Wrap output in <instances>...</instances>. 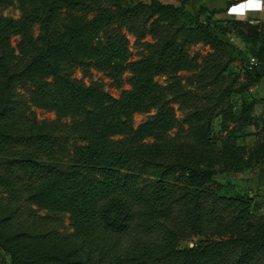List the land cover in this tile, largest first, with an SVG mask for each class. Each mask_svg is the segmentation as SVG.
<instances>
[{"label":"rangeland","instance_id":"374dc122","mask_svg":"<svg viewBox=\"0 0 264 264\" xmlns=\"http://www.w3.org/2000/svg\"><path fill=\"white\" fill-rule=\"evenodd\" d=\"M49 1L3 0L0 6V23H11L7 35L9 49L5 51L7 63L1 65L6 76L0 80V111L6 99L5 85L26 104L25 112L15 122L17 125L1 119L0 125L5 124L8 130L23 128L25 131L33 126L36 127L34 134L39 128L49 127L53 129V137L65 135L66 160L73 156L75 147L88 144L90 136L95 134L124 140L125 147H131L139 159L166 164L185 157L193 159L201 167L209 165L217 171L213 179L223 184L220 195L248 197L242 186V174L264 162V80L253 82V75L247 71V61L252 55L249 44L230 29L228 33L222 31L228 25L215 18L210 21V28L230 45L223 54L210 44L191 43L182 49L181 69L152 75L140 82L132 68L149 53L146 44L156 41L150 34L135 35L124 25L114 23L91 30L86 24L94 12L74 8L68 0H55L57 15L49 18L46 4ZM128 1L135 4L150 0ZM185 1V10L192 13L203 2ZM47 18L49 21L45 23ZM69 29L78 37L71 51L62 59H52L49 69L39 79L46 84L48 99L43 90L39 91L30 82L8 83V77L23 69L32 53L51 42V36ZM210 53H214L219 64L212 65L215 70L211 69L208 74L203 61ZM227 75L232 79L223 78ZM72 85L96 87L108 98L76 99ZM229 90L235 92L227 97ZM178 91L182 96L185 94V100L175 98ZM207 94L209 99L204 97ZM248 105L251 109L244 119L233 116ZM196 108L198 113H203L204 121L190 129L185 117ZM167 110L170 118L161 120ZM157 114L160 119L156 118ZM11 151L30 153L25 140L12 145ZM7 171L0 164V235L13 237L22 245H41L68 261L100 259L99 249L89 251L88 243L76 233L68 206L47 195L37 183L21 180L22 172L16 170L15 176L20 178L9 187L11 173ZM256 196L252 197L248 218L240 219V209L234 206H219V212L223 218L232 219L236 229L256 232L264 220V200ZM205 207L216 209L211 202L205 203ZM45 216L50 218L44 219ZM28 223L51 232L39 236L28 230ZM178 240L179 246L185 247L195 239L184 235ZM0 264H9V256L1 248ZM257 264H264L263 257Z\"/></svg>","mask_w":264,"mask_h":264},{"label":"trees","instance_id":"16d2710c","mask_svg":"<svg viewBox=\"0 0 264 264\" xmlns=\"http://www.w3.org/2000/svg\"><path fill=\"white\" fill-rule=\"evenodd\" d=\"M2 2L0 0V6ZM55 2L46 3L49 18L57 15ZM67 2L74 8L94 12L86 24L91 30L114 23L124 25L135 35L142 36L146 32L156 40L146 44L149 53L132 68L140 82L152 75L181 69L182 49L186 45L203 42L222 54L230 46L210 28V21L218 18L216 14L226 12L229 3L218 9L202 4L192 13L185 10V0H179L177 5L159 0L135 4L128 0ZM219 19L228 25L222 31L235 32L252 48L251 56L256 57L258 63L247 71L253 75L252 81L258 83L264 77V25L238 18ZM10 28L11 23H0V80L6 76L1 65L7 63L5 51L9 49ZM74 32L69 29L51 36V42L32 53L25 67L8 77V83L30 82L39 91L43 90L48 99L46 84L39 79L49 69L52 59H62L69 54L78 38ZM218 64L214 53L207 54L203 61L208 74L211 66ZM223 78L232 79V76ZM73 87L76 99L108 98L96 87ZM3 91L6 99L0 119L17 125L15 122L25 112L26 104L12 88L5 85ZM234 92L229 90L226 96ZM174 96L185 100V94L182 96L180 91ZM204 97L209 99V94ZM197 109L185 117L190 129L204 121L203 113H198ZM250 109L248 105L233 116L244 119ZM157 117L160 119L159 114ZM169 118L168 110L162 113L161 120ZM35 128L8 130L5 124L0 125V164L11 173L9 187L20 178L15 176L16 170L22 172L21 180L37 183L47 195L68 206L76 233L88 243L89 251L99 249L101 257H88L84 262L68 261L41 245H22L13 237L0 235V248L9 256V264H257L262 257L264 259V220L256 232L240 231L233 226L232 219L221 216L218 208L234 206L240 209V219L248 218L254 194L247 193V198L220 195L223 184L213 179L217 171L209 165L201 167L199 161L186 157L171 164L139 159L131 147H125L124 140H112L100 134L91 135L88 144L75 147L73 156L66 160L67 137H53V129L49 127L37 129L39 132L35 135L32 132ZM24 140L30 153L11 151L12 145ZM207 202L216 209L207 210ZM27 226L39 236L51 232L31 223ZM184 235L195 239L192 246H179L178 237Z\"/></svg>","mask_w":264,"mask_h":264},{"label":"crops","instance_id":"0c3cea01","mask_svg":"<svg viewBox=\"0 0 264 264\" xmlns=\"http://www.w3.org/2000/svg\"><path fill=\"white\" fill-rule=\"evenodd\" d=\"M167 3L176 5V0H166ZM178 2V1H177ZM229 3L226 12H221L215 16L218 18H236L239 14H229V8L237 3L229 2L228 0H203L202 4L206 5L209 9H218L225 7ZM240 19L248 20L252 23L263 22L264 12H248L247 16ZM264 77L260 80L263 81ZM242 186L249 194H257V198L264 200V162L254 169L247 170L242 174ZM241 182V181H240Z\"/></svg>","mask_w":264,"mask_h":264},{"label":"clouds","instance_id":"9594fccd","mask_svg":"<svg viewBox=\"0 0 264 264\" xmlns=\"http://www.w3.org/2000/svg\"><path fill=\"white\" fill-rule=\"evenodd\" d=\"M248 12H264V0H239L237 4L229 8V14L247 16Z\"/></svg>","mask_w":264,"mask_h":264},{"label":"built area","instance_id":"2783aa9c","mask_svg":"<svg viewBox=\"0 0 264 264\" xmlns=\"http://www.w3.org/2000/svg\"><path fill=\"white\" fill-rule=\"evenodd\" d=\"M228 1H231V2H233V3H237V2H239V0H228ZM257 63H258V61H257L256 57H254V56H250V57L248 58V61H247V68H248V69H252L254 66L257 65Z\"/></svg>","mask_w":264,"mask_h":264},{"label":"water","instance_id":"95a60500","mask_svg":"<svg viewBox=\"0 0 264 264\" xmlns=\"http://www.w3.org/2000/svg\"><path fill=\"white\" fill-rule=\"evenodd\" d=\"M190 246H192V244H190Z\"/></svg>","mask_w":264,"mask_h":264}]
</instances>
